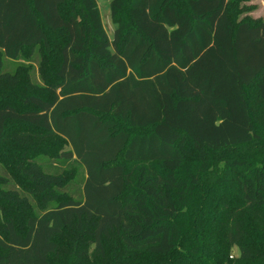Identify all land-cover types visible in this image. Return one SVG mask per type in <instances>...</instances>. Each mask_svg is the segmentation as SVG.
<instances>
[{"label": "trees", "instance_id": "obj_1", "mask_svg": "<svg viewBox=\"0 0 264 264\" xmlns=\"http://www.w3.org/2000/svg\"><path fill=\"white\" fill-rule=\"evenodd\" d=\"M235 7L111 0L110 39L97 0H0V264H264V19Z\"/></svg>", "mask_w": 264, "mask_h": 264}, {"label": "rangeland", "instance_id": "obj_2", "mask_svg": "<svg viewBox=\"0 0 264 264\" xmlns=\"http://www.w3.org/2000/svg\"><path fill=\"white\" fill-rule=\"evenodd\" d=\"M110 1L111 0H97V4L100 10L104 28L108 36L110 37V39H112L114 25L110 17ZM230 1H236L235 9H236L237 17L239 18L246 17L249 19H264V0H230ZM23 63L27 65L29 64L32 65V68L30 69L31 77L34 81L40 83V79H39L38 71H37V64L32 61L31 62L24 61ZM249 93H250L249 100L251 101L250 106H251L252 115L255 120V127L259 135L262 136L264 139V112H263V109L261 108V105L253 101L254 91L252 90ZM250 149L251 148H249L247 151H245V149H242L241 151H238L235 153H240L242 154L241 156L245 158H252V156H250L249 154ZM224 157L225 155L215 154L213 162L216 165V167L223 166V159H225ZM194 160H195V157H191V161L193 162ZM77 185H79V183H77ZM231 253L232 254L237 253L236 246L231 247Z\"/></svg>", "mask_w": 264, "mask_h": 264}]
</instances>
